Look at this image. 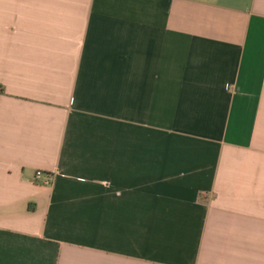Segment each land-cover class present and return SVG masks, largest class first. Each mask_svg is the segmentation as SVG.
<instances>
[{
  "label": "crops",
  "instance_id": "crops-1",
  "mask_svg": "<svg viewBox=\"0 0 264 264\" xmlns=\"http://www.w3.org/2000/svg\"><path fill=\"white\" fill-rule=\"evenodd\" d=\"M0 264H264V0H0Z\"/></svg>",
  "mask_w": 264,
  "mask_h": 264
},
{
  "label": "built area",
  "instance_id": "built-area-1",
  "mask_svg": "<svg viewBox=\"0 0 264 264\" xmlns=\"http://www.w3.org/2000/svg\"><path fill=\"white\" fill-rule=\"evenodd\" d=\"M52 182H53V177L41 171H38L34 178V183L36 184L50 185L52 184Z\"/></svg>",
  "mask_w": 264,
  "mask_h": 264
}]
</instances>
